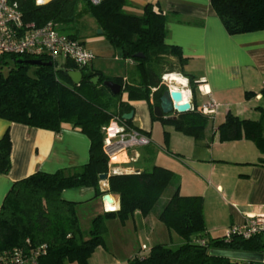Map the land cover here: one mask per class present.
Masks as SVG:
<instances>
[{"label": "trees", "instance_id": "trees-1", "mask_svg": "<svg viewBox=\"0 0 264 264\" xmlns=\"http://www.w3.org/2000/svg\"><path fill=\"white\" fill-rule=\"evenodd\" d=\"M11 1L20 11L24 24L38 27L52 21L60 32L71 38H76L74 31L65 33L64 29L73 27L77 20L91 18L116 55L131 61L132 70L130 80L126 81L122 77L104 76L88 66L77 68L69 60L31 65L28 60H49L27 54L0 57V118L56 133L62 125L70 124L89 140L86 163L52 173L35 171L12 183L0 205V252L23 245L29 239L31 246L42 243L47 246L37 264H87L96 247H105L106 221L116 219L123 224L136 210L146 216L159 205L165 189L174 185L157 218L176 233L181 243L172 246L156 243L141 255L139 247L126 264H264V261L209 253L211 249L264 253V231L249 238L234 234L225 242L222 235H205L202 197L180 195L172 171L155 164L130 173H116L108 168V158L102 149V128L112 117L122 118L130 112L131 102H146L152 121L172 126L194 140L203 137L209 121L196 107L176 117L166 116L160 110L159 97L166 89L161 76L180 73L188 79L192 94L197 88L193 76L183 69L187 57L178 46L166 42V19L161 11L147 2L140 14L129 13L124 9L126 0H100L97 4L92 0ZM210 4L228 34L264 30V0H210ZM169 59L174 61L177 70L173 65L165 69ZM3 67L5 73H2ZM69 70L82 73L78 84L71 82ZM94 77H98L96 83L92 81ZM105 80L119 84V93H111L103 85ZM261 94L264 96V89ZM259 110L255 120L227 112L216 128L218 140L247 139L264 154V109L259 107ZM123 122L143 133L131 126V119ZM9 154L10 138L6 130L0 138V173L5 174L10 168ZM259 162L264 163V158ZM102 173L108 175L107 191L118 196L119 207L93 216L84 231L76 212L77 202L63 199L61 192L91 187L94 196H101L98 175ZM201 239L205 240L204 244L200 243Z\"/></svg>", "mask_w": 264, "mask_h": 264}, {"label": "crops", "instance_id": "crops-1", "mask_svg": "<svg viewBox=\"0 0 264 264\" xmlns=\"http://www.w3.org/2000/svg\"><path fill=\"white\" fill-rule=\"evenodd\" d=\"M147 2L165 16L166 42L178 46L182 55L187 57L184 72L192 75L197 84L192 94L188 79L174 73L184 81L182 85L169 83L170 88L180 90L192 109L196 107L199 111L200 105L209 99L217 102L218 107L209 118L203 137L198 140L174 130L172 126L163 125L169 136L170 150H166L157 138L153 140L154 122L147 103L131 102V126L143 131L149 143L139 146L144 147L141 148L143 153L139 152L140 149L131 150L134 156H129L127 150L117 153L116 157L122 159L113 161L109 170L130 173L150 168L152 164L164 167L158 163L157 157L161 151H171L178 162L167 158L174 167L168 169L178 182V193L202 197L205 235L220 236L228 226L239 225L248 216L264 215V163L259 162L264 154L247 139L220 142L216 131L227 112L255 120L260 115L259 107L264 109V96L261 94L264 89V30L228 34L210 0H126L124 9L140 14ZM86 18L88 23L94 24L92 19ZM74 35L81 40L77 32ZM93 38V35L88 36V39ZM95 38L102 40L100 34ZM87 49L96 56L94 48ZM126 62L130 68L121 77L128 81L132 63L130 60ZM88 67L94 69L92 63ZM247 92L248 96L245 95ZM177 114L172 112L167 116L176 117ZM6 130L10 138V168L7 173H0V205L14 181L35 171L52 173L82 165L88 160L89 140L70 124L62 125L56 133L0 118V138ZM107 187V178L99 181L102 195L108 194L113 199V209L116 210L119 207L118 196L109 193ZM170 187L172 191L174 185ZM102 195L94 196L91 187H76L61 192L63 199L77 202L76 212L84 231L93 216L108 211ZM167 198H162L158 208L152 209L146 216L136 210L123 224L116 219L106 221L105 247H96L87 264H126L139 249L142 240L146 241L142 244L146 248L156 243L169 246L180 244L182 240L176 233L168 230L157 218ZM86 204L92 206V212L82 222L79 209Z\"/></svg>", "mask_w": 264, "mask_h": 264}, {"label": "built area", "instance_id": "built-area-1", "mask_svg": "<svg viewBox=\"0 0 264 264\" xmlns=\"http://www.w3.org/2000/svg\"><path fill=\"white\" fill-rule=\"evenodd\" d=\"M99 1L92 0V3L97 4ZM8 54L45 57L54 63L69 60L77 68L89 66L95 57L94 53L85 48L80 40L60 32L52 21L38 27L32 23L24 24L15 3L11 0H0V57ZM217 107L218 103L209 99L200 105L199 111L210 118ZM102 130L104 133L102 149L108 158V168L117 153L149 143L146 135L127 127L123 119L118 116L112 117ZM103 203L107 204L104 200ZM107 210L110 209L107 208ZM261 231H264V215H254L246 217L239 225L228 226L222 237L225 242L234 234L249 238ZM200 243L204 244L205 240L201 239ZM46 249L45 243L31 246L29 239H25L23 245L1 251L0 264H37L38 258L45 254ZM140 249L141 255L148 248L142 245Z\"/></svg>", "mask_w": 264, "mask_h": 264}, {"label": "rangeland", "instance_id": "rangeland-1", "mask_svg": "<svg viewBox=\"0 0 264 264\" xmlns=\"http://www.w3.org/2000/svg\"><path fill=\"white\" fill-rule=\"evenodd\" d=\"M85 19H86L85 21L83 19H82L83 21L77 20L76 23L73 24L74 25L73 27H67L66 29H64L63 32H65V33H70L72 31L77 32L78 37L81 38V40L84 42L83 45L85 47L94 48L93 50H96L97 54L91 62L92 68L99 70L102 75H104V76H117V77H121V76L125 75L127 72V69L130 68V66H128L126 60L119 58L116 55L114 48L111 46L109 41L104 36H102V38H101L102 40H98V38H95V37L99 36V34H97V29L94 28V24L87 22V20L89 21V19H87V18H85ZM90 20H91V18H90ZM89 35L94 36L93 40L88 39ZM168 61L169 62H165V65H164L165 69H170L172 65H173L172 68L174 70L178 69L173 64L174 61H172L170 59ZM60 63L61 62L59 61V64ZM5 72H6V69L3 67L2 73H5ZM163 78L164 77L161 76V80L163 83H165L166 89L167 88L171 89L169 82L165 81ZM153 122H154L153 127H152L153 140H156L155 138H157V141H159L162 144V146H164V149L170 150L168 147V137L169 136H168V133L165 132V130L163 128V124L160 121H153ZM141 148L144 149V147L128 148L127 152L129 154V156H134V153L131 150H133V149L139 150L140 149L139 152L143 153V150ZM169 152L170 153H166V152L164 153L163 151H161V153L157 157L158 163H160V164L162 163L163 166L167 169L168 168H174L173 165L168 163L169 160L167 158L172 159L171 161H175L174 163L178 162L177 160H174L175 155H173V153L171 151H169ZM180 158H181L180 156L177 157L178 160ZM119 159L121 160L122 158H120V157L116 158V160H119ZM168 170H170V169H168ZM170 191H171V187L169 186L163 192L162 198L168 196V194H170ZM161 202L162 201H160L159 204ZM157 208H158V204L154 207V209L156 210ZM90 212H92V206L90 204H86L85 206H83L82 208L79 209L80 218L83 219L82 222H84V217L87 214H89ZM82 226H85V224L82 223ZM144 243H146V241L142 240L140 247Z\"/></svg>", "mask_w": 264, "mask_h": 264}, {"label": "water", "instance_id": "water-1", "mask_svg": "<svg viewBox=\"0 0 264 264\" xmlns=\"http://www.w3.org/2000/svg\"><path fill=\"white\" fill-rule=\"evenodd\" d=\"M97 34H101L100 29H97ZM139 56H141V54H136V57H139ZM28 63L31 65H51L50 61L44 62L40 59H31V60H28ZM67 74L73 84H78L82 77V73L78 70H69ZM97 79L98 77H94L92 81L96 83ZM103 85L108 87L110 92L113 94H117L120 91L119 84L111 80H105L103 82ZM159 107H160L162 114L166 116L172 112L185 113L192 109L191 103L189 101L184 100L183 93L180 90L169 89V88L165 89L160 95ZM132 115H133V111L131 110L128 113H124L122 115V118L126 120H130L132 118ZM106 178H107V174L102 173L98 175L99 181H104ZM101 199L102 201L104 200L107 203H113L112 198L108 194H103ZM209 253L212 255L234 258V259H239V260L264 261V254L260 252L257 253V252H249V251L211 249Z\"/></svg>", "mask_w": 264, "mask_h": 264}, {"label": "bare ground", "instance_id": "bare-ground-1", "mask_svg": "<svg viewBox=\"0 0 264 264\" xmlns=\"http://www.w3.org/2000/svg\"><path fill=\"white\" fill-rule=\"evenodd\" d=\"M164 79H165V81H167V82H169L171 84H181L184 81L179 75L174 74V73L165 74L164 75ZM116 158L117 157L114 158L115 161H116ZM106 206H107L108 209L114 210L113 209L114 208V204L113 203H107Z\"/></svg>", "mask_w": 264, "mask_h": 264}]
</instances>
